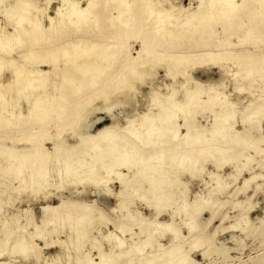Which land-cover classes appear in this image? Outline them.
Segmentation results:
<instances>
[{
	"label": "bare ground",
	"instance_id": "obj_1",
	"mask_svg": "<svg viewBox=\"0 0 264 264\" xmlns=\"http://www.w3.org/2000/svg\"><path fill=\"white\" fill-rule=\"evenodd\" d=\"M5 1L0 0V11L7 20L0 19V37H6L5 29L11 26L9 35L15 44L13 56L7 50V41L0 40V148L5 151L0 154L8 160L7 170L18 177L21 183H25L26 189L31 192L48 183L66 181L77 173L78 166L88 170L95 182L104 180L98 174L101 170L114 174L124 185L120 194L127 191L129 182L143 179L148 183L144 193L131 194L149 202L148 208L154 209L155 216L159 215L169 202L170 193L165 188L170 190L173 185L179 186L171 175L175 167L189 159L190 163L195 164L200 149L202 156L212 145L217 146L216 153L220 152L216 139L220 137L226 143L227 130L233 124L235 115L233 105L219 102V111L213 113L215 126L210 133L211 138L206 141L203 130L192 131L188 127V120L194 110L205 106L214 107L220 93L214 92V95H207L205 100L200 101L198 85L187 92L181 103L174 105L154 93L151 96V108L141 113L138 120H126L125 130L120 129L114 118L112 124L101 127L93 134H84L87 118L100 111V107L94 108L92 104L96 102L99 106L103 105L104 110L110 112L111 97L123 90L119 86L125 80L121 79L131 71L138 74L140 65L135 56L141 54L144 55V64L160 62L169 65V73L174 70L172 65L176 64L188 69L209 62H220L225 50H221L218 44L210 46L207 41L216 34L213 32L214 26L220 24L227 28L239 22L238 10L247 8L246 3L257 5L259 13L253 7L249 13L264 20V0H240V4L236 0H199L194 11L186 12L183 19L175 18L176 23H170L171 26L176 24L177 30L168 27L166 20H174L172 14H179L182 9L172 6L169 9H156L165 3L169 4L168 0H59L52 8L54 15H46L43 10L44 16L34 17L31 14L35 9L34 0ZM81 1L84 2L82 6ZM71 28H74V36L69 34ZM245 29L242 40L234 47L250 45L258 49L264 46V26L261 30L255 25L246 26ZM187 33L198 34L200 43L190 42L175 53L177 46L170 39H181L182 34ZM65 35L68 38L62 39ZM204 35L209 38L204 40ZM224 45L233 46L228 43ZM239 59L243 61V69H261L264 76V55L256 67H253L250 56ZM175 95V91H171L169 98ZM19 100L24 102V107L18 105ZM251 105L253 107L243 121L257 120L259 124L264 104L255 105L252 102ZM179 115L186 130L183 136L178 135L176 125ZM221 122L227 126H216ZM12 126L18 134L9 136L7 131ZM46 131L52 132L49 137L45 136ZM68 135L78 142L67 144ZM49 142L50 149L45 147V143ZM18 146L25 147L21 149ZM119 169L133 170L130 181ZM182 193L184 195L185 192ZM62 204L60 202L56 207L44 208L52 212L49 217L51 223L59 225L69 217L61 211ZM124 204L121 201L119 206L126 210L125 218L134 221L139 233L146 235L140 242L141 248L151 243V235L158 230L168 232L173 241L179 237V231L172 222L152 228L144 219L136 220ZM203 204L191 206L201 210L206 203ZM189 206L187 203L181 210L186 211ZM73 218L77 224H89L92 221L88 210ZM27 223L34 231L18 236L9 250L4 249L9 241V236L5 235V241H0V256L6 251L9 255L19 254L24 261L33 258L38 264L36 240L40 238L39 227L30 217H27ZM186 227L189 233L193 232L191 223L187 222ZM77 232H73V244L80 243ZM124 232L126 230L121 228L118 230L120 234ZM110 237L109 234L104 238ZM117 244L121 247L123 241L117 238ZM44 247L48 245L44 244ZM174 249L178 251L181 247L174 245ZM150 257L144 259L142 264H154L155 256ZM178 258L185 260L184 255ZM60 260L56 257L50 264H61ZM95 264L116 263L99 252Z\"/></svg>",
	"mask_w": 264,
	"mask_h": 264
},
{
	"label": "rangeland",
	"instance_id": "obj_2",
	"mask_svg": "<svg viewBox=\"0 0 264 264\" xmlns=\"http://www.w3.org/2000/svg\"><path fill=\"white\" fill-rule=\"evenodd\" d=\"M9 1L12 0L5 3ZM168 1L170 5L165 3L156 9H169L170 6L182 9L179 14H172L175 21L166 20L168 27L177 30L176 24L171 26L170 23L183 19L186 12L194 11L199 0ZM57 2L59 0H34L35 9L31 14L33 17L44 16V10L46 15L52 16L53 5ZM236 2L241 3L240 0ZM80 4L82 6L84 2L81 1ZM246 4L247 8L241 7L238 10L239 22L230 24L227 28L216 24L213 28L216 34L209 40L206 35L203 37L210 46L218 44L221 50H225V54L220 56V62H209L204 66L188 69L176 64L172 65L175 71L169 73V65L160 62L144 64V55L135 56L140 65L138 74L131 71L121 79L125 80L119 86L123 90L111 97L110 112L95 102L92 107H100V111L91 114L84 123V134H93L101 127L112 124L114 118L120 129H124L126 120H138L141 113L151 108V96L154 93L174 105L181 103L187 92L198 85L200 101L205 100L207 95H214V92L220 93L214 107L198 108L188 120V127L192 131L203 130V137L207 141L211 138L210 133L215 126L213 113L219 111V102L233 105L235 115L233 124L228 126V139L226 143H223L220 137L216 139L220 152L216 153L218 148L212 145L202 156L200 149L201 154L198 153L199 158L195 164L190 163V159L185 160L183 164L175 167L172 174L170 173L176 178L179 186L173 185L170 190L165 188L167 193H170L167 207L155 216L154 209L148 208L149 202L131 194L144 193L148 183L143 179L129 182L127 191L120 194L124 185L114 174L106 170L98 171L104 180L95 182L92 174L79 166L76 168L77 173L66 181L58 184L48 183L31 192L26 189L25 183H21L18 177L7 170L8 160L0 154V241H5V235L9 236L4 249H11L13 241L21 234L34 231L27 223V217H30L39 227L40 238L36 240L39 251L38 264H50L56 257L61 259V264H95L98 262L99 252L104 253L106 259L114 260L116 264H142L143 260L151 258L150 256H155L154 264H264V112L259 124L257 120L243 121L253 107L252 102L255 105L264 104V76L261 69H243V61L239 59L242 56H250L254 62L253 67H256L264 55V46H259L258 49H253L250 45L234 47L242 40L246 26L255 25L261 30L264 20L249 13V9L253 7L256 10L257 5ZM36 9L40 11L37 12ZM0 19L7 22L1 11ZM5 30L7 36H1L0 40L7 41V50L15 56V44L9 35L11 26H7ZM70 30V36H74V28ZM67 38L65 35L62 39ZM170 41L177 46L175 53L180 52L190 42L200 43L198 34L192 33L182 34L181 39ZM225 43L233 46L227 47ZM134 49L140 50L139 47ZM171 91L176 93L173 98H169ZM19 104L24 107L22 100H19ZM88 109L89 107L86 108ZM176 125L178 135L183 136L186 130L182 126L183 119L180 115ZM222 125L223 122L216 124L219 127ZM163 126L165 127V124ZM16 131L12 126L7 133L14 136L18 134ZM51 133L46 131L45 136L49 137ZM66 140L69 145L78 142L70 136ZM7 145L11 147L10 144ZM24 147L18 146L21 149ZM45 147L50 149L51 143H45ZM1 151L4 150L0 148ZM167 170H170L169 167ZM119 171L130 181L133 170ZM182 192H185V196ZM184 199L185 204H190L186 211L181 210L185 207ZM121 201L136 220L142 218L146 224H151L152 228L156 229L160 224L172 222L179 231V237L173 241L168 232L158 230L151 235V243L141 248L140 242L146 235L139 233L134 221L125 218L127 213L119 206ZM60 202L63 203L61 211L69 217L57 225L50 222L52 212L44 208L56 207ZM203 203L206 204L201 210L191 206L194 204L199 207L204 205ZM84 210L90 212L91 223H75L73 217ZM190 215L193 218L191 220ZM45 220L46 224L43 223ZM187 222L194 227L192 233H189L186 227ZM120 228L126 232L118 233ZM74 231H78L79 244L72 243ZM109 234L110 238H104ZM117 238L123 241L121 247H118ZM44 244L48 247L45 248ZM174 245L181 247V250L174 249ZM181 255H184V261L178 258ZM0 262L35 264L33 258L24 261L19 254L9 255L6 251L0 256Z\"/></svg>",
	"mask_w": 264,
	"mask_h": 264
}]
</instances>
